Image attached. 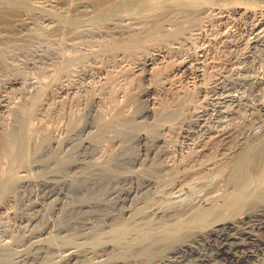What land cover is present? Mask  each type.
Returning a JSON list of instances; mask_svg holds the SVG:
<instances>
[{"label":"rangeland","instance_id":"obj_1","mask_svg":"<svg viewBox=\"0 0 264 264\" xmlns=\"http://www.w3.org/2000/svg\"><path fill=\"white\" fill-rule=\"evenodd\" d=\"M250 2L192 18L173 8L152 33L129 17L0 33V264H150L247 209L264 188V0ZM251 142L248 161L263 162L245 172ZM247 223L264 239V222ZM213 242L179 264L212 255ZM254 242L242 263H264Z\"/></svg>","mask_w":264,"mask_h":264},{"label":"bare ground","instance_id":"obj_2","mask_svg":"<svg viewBox=\"0 0 264 264\" xmlns=\"http://www.w3.org/2000/svg\"><path fill=\"white\" fill-rule=\"evenodd\" d=\"M251 0H0V33H3V31H5L4 33H7L9 31H16L18 27H22V26H29L32 27L34 25L37 26V22L39 20V18H42L43 20H45L47 22V24L45 25H39L40 28H46L48 31L51 32H56V33H63L64 32H68V30L70 29V27L77 23L78 21H80L82 18L84 20V18H88L89 20H93V21H98L97 23H102V22H106L109 19H114V18H120V17H129V18H136V19H144L150 22V26L145 29L147 33H152V31L157 30L156 28H158V25L162 24V21H165L166 19H168L169 17L166 16V14H168L167 12L173 9V8H179L178 11L181 10H185V13H188L189 16L191 15V18L198 13V11H201V9L205 8H212L216 6H222L223 4H231L234 6L233 3H236L235 6H237V3L239 4H243V6L245 5L244 3H249ZM253 1V0H252ZM251 3V2H250ZM250 5V4H248ZM224 6V5H223ZM231 6V5H230ZM234 6V8H235ZM218 7V8H219ZM242 7V6H241ZM241 7H238V10H242ZM245 7V6H244ZM221 8V7H220ZM228 8V6H227ZM248 8V6H247ZM224 9V7H223ZM210 10V9H209ZM173 11V10H172ZM177 11V12H178ZM203 11V10H202ZM247 11V10H246ZM169 12V14H170ZM181 12V11H180ZM179 12V14H180ZM176 13V12H173ZM172 13V14H173ZM226 13V12H225ZM171 14V15H172ZM199 14V13H198ZM193 15V16H192ZM48 17V18H47ZM166 17V19L164 20V18ZM178 17V16H177ZM184 17V16H183ZM190 18V19H191ZM82 20V21H83ZM87 20V21H89ZM181 20H184L181 19ZM187 20V19H185ZM44 21V22H45ZM110 21V20H109ZM115 21V20H112ZM133 21V20H132ZM175 21V20H173ZM41 22V21H40ZM172 22V21H171ZM178 22V21H175ZM223 22V21H222ZM109 23V22H108ZM111 23V22H110ZM107 25V24H106ZM258 25V24H257ZM261 26V22L259 24ZM35 26V27H36ZM74 26V25H73ZM28 27V28H29ZM255 27V26H254ZM34 28V27H33ZM263 28V27H262ZM22 30H24L23 28H21ZM26 29V28H25ZM117 29V28H116ZM201 29V28H200ZM255 29V28H254ZM20 30V28H19ZM29 30V29H28ZM34 30V29H32ZM31 30V31H32ZM40 30V29H39ZM46 30V31H47ZM143 30V31H145ZM153 31V32H154ZM158 31V30H157ZM259 31V29H258ZM257 31V32H258ZM13 32V31H12ZM199 32V31H198ZM11 33V32H10ZM142 33V32H141ZM156 33V32H155ZM226 33V32H225ZM143 34V33H142ZM154 34V33H153ZM259 34V33H258ZM66 35V33H65ZM141 35V34H140ZM156 35V34H155ZM262 35V34H261ZM1 36V35H0ZM12 36V35H11ZM147 36V35H146ZM149 36H152L151 34ZM153 37V36H152ZM261 37V36H260ZM125 38V37H124ZM139 38V37H138ZM123 39V38H122ZM128 39V38H127ZM136 39V38H134ZM145 39V38H144ZM138 40V39H137ZM254 40V39H253ZM124 41V40H123ZM122 41V42H123ZM73 42V41H72ZM126 42V39H125ZM129 41H127L128 44ZM141 42V41H140ZM133 43V42H132ZM108 44V43H107ZM124 44V43H123ZM126 43L124 45H127ZM130 44V42H129ZM142 44V43H141ZM122 45V44H121ZM123 45V46H124ZM116 47V46H115ZM121 47V46H120ZM124 48H129L128 47H124ZM131 48V47H130ZM200 48V47H199ZM118 49V48H117ZM121 50V49H120ZM126 50V49H125ZM128 50V49H127ZM123 51V50H122ZM159 52V51H158ZM157 51H155L154 53H151L149 55H147L142 61H140L139 64H141V66L144 65V69H145V65L146 67H149V64L152 63L155 59L158 58V53ZM206 55V54H205ZM124 56V55H123ZM103 57V56H102ZM160 58V57H159ZM159 60V59H158ZM157 60V61H158ZM202 60V59H201ZM121 61V60H120ZM160 61V60H159ZM156 62V61H155ZM139 64L137 66H139ZM154 64V63H153ZM182 65H180L178 67V69H180V67H183L186 63H181ZM152 65V64H150ZM188 65V64H187ZM190 65V64H189ZM193 65V64H192ZM136 66V67H137ZM140 66V67H141ZM186 66V65H185ZM139 67V68H140ZM188 67V66H187ZM138 68V70H139ZM186 68V67H184ZM143 69V68H141ZM143 69V70H144ZM147 69V68H146ZM177 69V70H178ZM189 69V68H188ZM191 70V69H190ZM197 69H195L196 71ZM140 71V70H139ZM147 71V70H146ZM180 71V70H178ZM8 72V71H7ZM145 72V71H144ZM188 73V72H187ZM193 73V72H192ZM200 73V72H198ZM93 75V74H92ZM201 75V74H200ZM99 76V75H98ZM101 78V77H100ZM76 79V78H75ZM195 79V78H194ZM192 79V80H194ZM100 80V79H99ZM98 80V81H99ZM100 82V81H99ZM152 82V81H151ZM201 82V81H200ZM62 83V82H61ZM92 83V82H91ZM94 84V83H93ZM204 84V83H203ZM62 85V84H61ZM70 85V84H69ZM85 84H83L84 86ZM88 85H90L88 83ZM64 85H62L63 87ZM200 86V85H199ZM73 87V86H71ZM75 87V86H74ZM86 87V86H84ZM90 87V86H89ZM89 87H86L89 88ZM91 87L92 84H91ZM67 88V85H66ZM70 88V87H68ZM77 88V86L75 87ZM83 88V87H82ZM60 89V88H58ZM63 89V88H62ZM67 90V89H66ZM71 90V88H70ZM76 90V89H75ZM74 90V91H75ZM65 91V90H63ZM68 91V90H67ZM69 92V91H68ZM73 92V90H72ZM74 93V92H73ZM69 94V93H68ZM72 94V93H71ZM58 95V93H57ZM1 96V95H0ZM15 96V95H14ZM220 96V95H219ZM228 96V95H227ZM229 97V96H228ZM2 98V97H1ZM231 98V97H229ZM60 99V98H59ZM147 99V97H146ZM224 99V98H223ZM237 99V98H236ZM1 100V99H0ZM8 100V99H7ZM39 100V99H38ZM229 102V101H228ZM3 103L4 102H0ZM6 103V102H5ZM261 106L264 105V101L260 103ZM1 105V104H0ZM8 105V104H7ZM100 105V104H99ZM1 107V106H0ZM9 108V107H8ZM261 108V107H260ZM27 109V108H26ZM100 110V109H99ZM203 110V109H202ZM1 111V110H0ZM2 112V111H1ZM29 115V114H28ZM30 117V116H29ZM200 117V116H199ZM261 117V116H260ZM68 120V119H67ZM117 120V119H116ZM194 122V121H193ZM200 123V122H199ZM226 124V123H225ZM36 125V124H35ZM202 126V125H201ZM192 127V126H191ZM216 127V126H215ZM28 128V127H27ZM220 128H211V126L208 128H203V130L208 133H211L212 136H217L220 133H223V131H219ZM198 130V129H197ZM201 130V129H200ZM203 131V132H204ZM230 131V130H229ZM227 131V132H229ZM256 131V130H255ZM202 132V133H203ZM225 132V131H224ZM257 132V131H256ZM256 132H252L251 136H253ZM190 133V131L188 132ZM200 133V132H199ZM250 133V132H249ZM260 133V131H259ZM197 136V133H195ZM209 134V136L211 135ZM230 134V133H229ZM258 134V133H256ZM192 135V134H191ZM200 135V134H199ZM203 135V134H202ZM223 135V134H222ZM228 136V134H226ZM225 135V136H226ZM201 136V135H200ZM204 136V135H203ZM187 137H190L187 135ZM193 138V135L191 136ZM199 137V136H198ZM211 137V136H210ZM212 137V139H213ZM221 137V136H220ZM223 137V136H222ZM255 137V135H254ZM258 137V136H257ZM255 137L253 139V141H256ZM259 136V140H260ZM264 137V136H263ZM34 138V137H33ZM186 138V137H185ZM191 138V139H192ZM196 138V137H194ZM200 138V137H199ZM202 138V137H201ZM204 138V137H203ZM215 138V140H216ZM252 138V137H250ZM208 139V138H207ZM210 139V138H209ZM211 139V140H212ZM227 139V138H226ZM195 140V139H194ZM204 140V139H202ZM249 140V139H248ZM193 141V140H192ZM196 145L201 144L199 142V139L196 140ZM222 141V140H221ZM224 141V139H223ZM228 141V140H227ZM258 141V140H257ZM246 142H247V137H246ZM106 143V142H105ZM188 143V142H187ZM194 143V142H193ZM216 143V142H215ZM258 143V142H257ZM209 144V143H208ZM249 141H248V145H249ZM251 144H253L251 142ZM256 144V143H255ZM6 145V144H5ZM10 145V144H9ZM191 145V143L189 144ZM194 145V144H193ZM242 145V144H241ZM247 144L243 146L242 150H240L242 153L243 152H247L246 155L244 156L245 161H247L248 166H244V167H248L247 170L243 169L245 172L249 171V169L252 168H256L258 167L259 162L261 161V159H259L260 161H258V163H254V160L248 161V159L252 156L250 152L252 148H255V145L253 144V147L250 145V147ZM257 145V144H256ZM21 146V145H20ZM212 146V145H211ZM10 146H8L9 148ZM33 147V146H32ZM39 147V146H38ZM213 147V146H212ZM218 147V146H217ZM190 148V147H189ZM211 148V147H210ZM228 148V147H227ZM251 148V149H250ZM12 148H9L8 150H10ZM196 149V148H195ZM208 149V148H207ZM241 149V148H239ZM256 149V148H255ZM194 150V149H193ZM202 150V149H201ZM253 150V149H252ZM196 151V150H195ZM258 151V150H257ZM256 151V152H257ZM260 151V150H259ZM253 152V151H252ZM10 153V152H9ZM8 153V154H9ZM13 153V152H12ZM201 153V151H200ZM230 153V152H229ZM255 153V152H254ZM6 154V153H5ZM203 154V153H202ZM256 154V153H255ZM249 155V156H248ZM27 156V155H26ZM248 156V157H247ZM260 156V155H259ZM200 157V156H199ZM256 157V156H255ZM254 157V158H255ZM258 157V156H257ZM264 157V156H263ZM195 158V157H194ZM198 158V157H197ZM253 158V159H254ZM27 159V158H25ZM239 159V158H238ZM256 159V158H255ZM23 160V159H22ZM237 160V159H236ZM252 160V159H251ZM238 161V160H237ZM256 161V160H255ZM239 162V161H238ZM251 162V163H250ZM263 161H261L262 163ZM246 163V162H245ZM246 163V164H247ZM240 164V163H239ZM254 164V166H253ZM235 165V164H234ZM263 166V165H262ZM239 167V166H237ZM261 167V165L259 166V168ZM236 169V168H235ZM234 169V170H235ZM240 169V168H239ZM258 169V168H256ZM255 169V170H256ZM233 171V169H232ZM236 172V171H235ZM240 172V171H239ZM237 173V172H236ZM249 173V172H248ZM252 173V172H251ZM254 173V171H253ZM236 175V174H235ZM245 175V174H244ZM253 176V175H252ZM246 177V175H245ZM263 177V176H262ZM256 178V177H255ZM243 179V177H242ZM250 179V177H249ZM10 180V179H9ZM244 180V179H243ZM254 180V179H253ZM248 181V180H247ZM256 181V180H255ZM241 182V181H239ZM246 183V182H245ZM249 183V182H248ZM252 183V182H251ZM251 183H249L251 185ZM255 183V182H254ZM253 183V184H254ZM264 183V182H263ZM238 184V183H237ZM242 184V183H241ZM248 184V186H250ZM256 184V183H255ZM234 185V184H233ZM240 185V184H239ZM258 185V184H257ZM247 186V187H248ZM261 186V185H260ZM11 187V186H10ZM239 187V186H237ZM258 187V186H257ZM264 187V186H263ZM257 189V188H256ZM255 189V191H256ZM252 190V189H250ZM258 190V189H257ZM246 191V190H245ZM254 191V190H253ZM254 191V192H255ZM242 192V191H241ZM251 193V192H250ZM260 194V195H259ZM240 195V194H239ZM262 195V196H261ZM261 196V197H260ZM242 197V196H241ZM246 197V196H244ZM247 199V198H246ZM251 199V200H250ZM250 199H248L250 202H248V205H244L247 206V209H244V212H242L241 215L239 216H235V217H231L226 219H221L220 220H215L213 222V225L211 223V227L208 226V228H200L197 231H192L189 232L191 233V237L189 239H185V237H183L184 239L182 240V242H177L178 244H176L174 247L170 248L169 250L163 251V253L165 252V254L157 257L156 259H152V261L150 262V264H179V262L181 261L182 257L184 258L185 253L186 252H190L193 251L194 249H197V247L202 244V243H208L210 241H215L217 242L216 244V251L212 252L213 254L210 256H202L199 259L198 263L197 262H193V263H197V264H216L217 263V256H229V258L232 261H235L234 264H244L242 263L245 262L247 260V257H249V255H252V252H247L248 251H253L251 250V247H249V245L255 241L254 243L259 246L261 244L264 243V239H262L260 241V238L258 239V234L257 236L255 234H253L251 232V230L246 229L244 225L242 226V224L245 222L246 224H248L247 222H251V221H255L257 224H262V222H264V188H261L260 190H258V192L254 195V198L250 197ZM242 201V200H241ZM239 203V202H238ZM247 204V202H245ZM243 205V204H242ZM241 205V206H242ZM255 205V206H254ZM235 206V205H234ZM233 206V207H234ZM239 206V205H238ZM236 206V207H238ZM240 206V207H241ZM243 208V206H242ZM237 211V210H236ZM243 211V210H242ZM237 214V213H236ZM167 218V217H166ZM198 218V217H197ZM252 224V223H251ZM254 224V223H253ZM252 224V225H253ZM264 224V223H263ZM250 225V224H248ZM251 225V226H252ZM262 226V225H261ZM264 226V225H263ZM198 227V225H197ZM259 227V226H258ZM250 229H252L251 227H249ZM254 229H255V224H254ZM264 230V229H263ZM191 231V230H190ZM262 231V230H261ZM259 231V232H261ZM256 232V231H255ZM258 232V230H257ZM256 232V233H257ZM188 233V236H189ZM262 233V232H261ZM264 233V232H263ZM185 234V233H184ZM187 235V233H186ZM263 235V234H262ZM187 237V236H186ZM181 238V237H180ZM262 238V237H261ZM181 241V240H180ZM214 244V242H213ZM211 244V245H213ZM205 245V244H204ZM203 245V246H204ZM207 246V245H206ZM262 246V245H261ZM201 247V245H200ZM248 247L250 249H248ZM264 247V245H263ZM204 248V247H203ZM202 248V249H203ZM208 248V247H207ZM206 248V253L209 252ZM246 249V251L244 250L243 255L241 254L236 255V251L240 250V249ZM253 248V247H252ZM260 248V247H259ZM166 250V249H165ZM255 250V248H254ZM79 251V250H78ZM200 251V249H199ZM214 251V250H213ZM260 251V250H259ZM264 251V250H263ZM256 252V251H255ZM195 253V252H194ZM199 253V252H198ZM197 253V256H198ZM202 253V251L200 252ZM248 253V254H247ZM78 254V253H77ZM187 254V253H186ZM208 254V253H207ZM230 254V255H229ZM256 254V253H255ZM76 252H70L68 254L67 257H70V260L72 259L71 257L75 256ZM184 255V256H183ZM206 255V254H205ZM246 255V256H245ZM200 256V255H199ZM261 256V255H260ZM77 257V255H76ZM187 257V256H185ZM258 259L259 256H257ZM155 258V257H154ZM196 259V255L194 257ZM217 258V259H216ZM228 259V258H227ZM250 259V258H249ZM186 260V259H185ZM197 260V259H196ZM229 260V259H228ZM230 260V261H231ZM68 261V258H67ZM195 261V260H191ZM221 261H226L225 259ZM250 261V260H249ZM183 262V261H182ZM190 262V261H189ZM259 262V261H258ZM184 263H188V262H184ZM219 263V262H218ZM217 263V264H218ZM229 263V262H228ZM253 263V262H252ZM261 263V260H260ZM181 264V263H180ZM190 264V263H189ZM264 264V263H262Z\"/></svg>","mask_w":264,"mask_h":264}]
</instances>
